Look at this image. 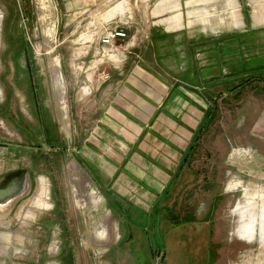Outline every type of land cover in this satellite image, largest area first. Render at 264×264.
Returning a JSON list of instances; mask_svg holds the SVG:
<instances>
[{
	"label": "rangeland",
	"instance_id": "rangeland-1",
	"mask_svg": "<svg viewBox=\"0 0 264 264\" xmlns=\"http://www.w3.org/2000/svg\"><path fill=\"white\" fill-rule=\"evenodd\" d=\"M252 1L262 6L259 0H0V264H264V70L247 68L220 83L224 96L188 161L192 176L149 218L131 211L134 225L119 222L121 211L111 209L83 161L92 132L83 97L95 91L103 68L113 70L98 43L103 34L121 25L146 41V27L182 23L190 26L180 31L203 43L246 33L229 40L235 66H259L264 22L252 16ZM53 66L68 130L53 107Z\"/></svg>",
	"mask_w": 264,
	"mask_h": 264
},
{
	"label": "crops",
	"instance_id": "crops-1",
	"mask_svg": "<svg viewBox=\"0 0 264 264\" xmlns=\"http://www.w3.org/2000/svg\"><path fill=\"white\" fill-rule=\"evenodd\" d=\"M259 1L263 6L264 0ZM252 4V16L261 24L262 6ZM187 24L169 25L177 31L146 27V41L130 36L126 27L117 25L126 31L124 39L110 47L98 41L113 70L108 75V69L103 68L106 76L99 74L95 91L83 93L90 104L88 128L92 131L83 161L109 198L111 209L121 211L118 220L125 225H134L131 211L142 214L143 220L149 218L161 198L173 188L180 190L182 180L192 176V161H188L195 152L186 163L182 160L206 111H217V102L224 96L219 94L220 83L244 70L252 68L258 73L264 68V63L235 66L234 48H230L234 41L229 40L246 33L203 43L186 35ZM183 29L186 32L180 31ZM220 48L227 54L222 55ZM233 87L231 91H235ZM140 239L144 242L143 236Z\"/></svg>",
	"mask_w": 264,
	"mask_h": 264
},
{
	"label": "bare ground",
	"instance_id": "bare-ground-1",
	"mask_svg": "<svg viewBox=\"0 0 264 264\" xmlns=\"http://www.w3.org/2000/svg\"><path fill=\"white\" fill-rule=\"evenodd\" d=\"M55 62V61H54ZM54 64V63H53ZM56 65V64H54ZM57 67L56 66H53V75H52V79H53V98H54V110L56 112V116L58 117V121L59 123L61 124L62 128H64V130H68V122H67V119H68V115H67V111L65 110V101H66V96L62 90V87H61V84H60V80H59V77L57 78ZM52 105V104H51ZM69 165V170L71 171V173L73 174L72 175V178L74 179L75 182H77V177H76V173L77 171L75 172V170L77 169V165L76 163L74 162H70ZM82 175V174H81ZM88 182V180H87ZM77 187V186H76ZM85 188V187H84ZM3 214V213H0V215Z\"/></svg>",
	"mask_w": 264,
	"mask_h": 264
},
{
	"label": "trees",
	"instance_id": "trees-1",
	"mask_svg": "<svg viewBox=\"0 0 264 264\" xmlns=\"http://www.w3.org/2000/svg\"><path fill=\"white\" fill-rule=\"evenodd\" d=\"M261 70H264V68L261 69ZM261 70H260V71H261ZM260 71H259V72H260ZM248 80H249V79L247 78L245 81L240 82L237 86L235 85L232 89L236 91V88H239V87H241V86H245V85H247L248 82H249ZM214 117H215V116H214V112H213V111H211V110L206 111V115H205V117H204V120H203L202 124L200 125V127L198 128V130L196 131V134H195V136H194V140L192 141V143L190 144V147H189L188 150L186 151V153H185V155H184V158H183V160H182V164L186 163V161L188 160L189 156H190L191 154H193V152L195 151V148H196L197 144L199 143V140H200L202 134L204 133V130H206V129L208 128L209 123L211 122V120H212ZM182 166H183V165H182ZM182 166H181V167H182ZM181 167H180V168H181ZM167 214H168V215L165 214V215L167 216V218H170V219L174 218V216H171L169 212H167ZM187 219H188V218H183V219L181 218L180 220H181V221H186ZM161 258H162V256H161Z\"/></svg>",
	"mask_w": 264,
	"mask_h": 264
},
{
	"label": "built area",
	"instance_id": "built-area-1",
	"mask_svg": "<svg viewBox=\"0 0 264 264\" xmlns=\"http://www.w3.org/2000/svg\"><path fill=\"white\" fill-rule=\"evenodd\" d=\"M126 37V31L120 27H113L108 30L102 37H100V44L103 47H110L118 40L124 39Z\"/></svg>",
	"mask_w": 264,
	"mask_h": 264
}]
</instances>
